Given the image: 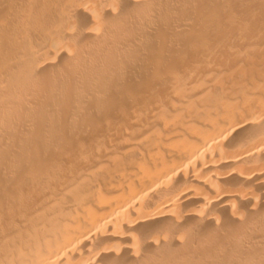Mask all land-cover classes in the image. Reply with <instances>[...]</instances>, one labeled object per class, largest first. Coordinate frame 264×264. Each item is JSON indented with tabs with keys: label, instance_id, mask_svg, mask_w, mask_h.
Instances as JSON below:
<instances>
[{
	"label": "bare ground",
	"instance_id": "bare-ground-1",
	"mask_svg": "<svg viewBox=\"0 0 264 264\" xmlns=\"http://www.w3.org/2000/svg\"><path fill=\"white\" fill-rule=\"evenodd\" d=\"M0 264H264V0H0Z\"/></svg>",
	"mask_w": 264,
	"mask_h": 264
}]
</instances>
